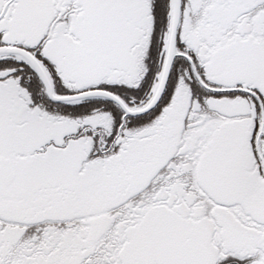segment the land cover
I'll use <instances>...</instances> for the list:
<instances>
[{
    "label": "snow or ice",
    "instance_id": "obj_1",
    "mask_svg": "<svg viewBox=\"0 0 264 264\" xmlns=\"http://www.w3.org/2000/svg\"><path fill=\"white\" fill-rule=\"evenodd\" d=\"M0 264H264V0H0Z\"/></svg>",
    "mask_w": 264,
    "mask_h": 264
}]
</instances>
